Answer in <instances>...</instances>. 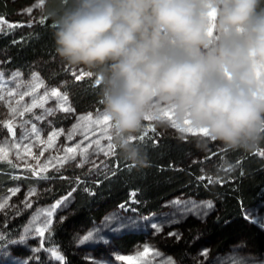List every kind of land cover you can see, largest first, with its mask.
<instances>
[{
	"label": "clouds",
	"instance_id": "9594fccd",
	"mask_svg": "<svg viewBox=\"0 0 264 264\" xmlns=\"http://www.w3.org/2000/svg\"><path fill=\"white\" fill-rule=\"evenodd\" d=\"M48 15L56 54L100 79L125 160L147 166L132 138L148 114L206 129L193 138L201 151L209 140L228 150L264 141V0H60Z\"/></svg>",
	"mask_w": 264,
	"mask_h": 264
},
{
	"label": "rangeland",
	"instance_id": "374dc122",
	"mask_svg": "<svg viewBox=\"0 0 264 264\" xmlns=\"http://www.w3.org/2000/svg\"><path fill=\"white\" fill-rule=\"evenodd\" d=\"M43 4L44 0L42 3L41 0H30L18 5L15 16L25 20L26 25L30 24ZM29 8L31 13L27 11ZM9 24L3 19L0 33ZM68 70L79 78L94 76V72L83 66H71ZM16 73L19 76H15ZM66 82L64 79L48 80L39 67H33L30 72L8 68L0 58V148L3 149L0 161L14 168L10 183L0 187V216L8 213H12L11 218L21 214L26 216L19 234L0 246V264H68L58 247L45 245L46 234L67 215L73 202V192L82 182V176L92 181L115 170L111 164L116 146L112 121L103 122V107L83 112L75 109L71 97L64 90ZM53 89L59 91V98L52 95ZM65 107L71 111H64ZM168 113L170 122L166 126L158 124L154 114H148L144 124L180 137L203 135L197 129L176 124ZM33 125L38 133L31 131ZM22 135L26 137L23 140ZM68 148L73 151L68 152ZM261 153H264V147ZM62 181L73 184L60 197L45 201V194L51 193L48 187L53 188ZM58 201L61 203L57 204ZM209 203L211 208L207 207ZM130 204L113 207L89 228L75 230L74 254L83 261L82 264H166L169 260L172 264H264V257L251 252L248 245L239 239L222 250H216L215 241L204 239L193 250V263L180 261L161 246L164 239L174 237L169 233H176L179 238L183 236L180 227L188 220L202 223L211 217L216 206L209 199L199 200L180 194L163 201L158 211L144 213L137 212ZM253 218L260 223L251 222ZM243 219L264 232L261 226L264 224V201L247 208ZM153 224L159 231L153 230ZM40 230H43L42 236ZM89 232L93 233L92 238L81 243ZM127 234L141 238L124 252L115 240ZM21 237L24 238L22 242L11 243L12 240L20 241ZM145 248L149 251L145 252ZM205 252L207 254L203 255Z\"/></svg>",
	"mask_w": 264,
	"mask_h": 264
},
{
	"label": "trees",
	"instance_id": "16d2710c",
	"mask_svg": "<svg viewBox=\"0 0 264 264\" xmlns=\"http://www.w3.org/2000/svg\"><path fill=\"white\" fill-rule=\"evenodd\" d=\"M30 0H0V18L9 25L0 33V58L8 68L30 72L39 67L50 81L67 80L64 90L71 97L75 109L80 112L102 108L101 82L98 77L77 78L70 74L69 66L55 52L53 18L48 12L58 8L60 0H44L42 9L32 23L18 19V5ZM47 10V11H46ZM43 19V23L40 21ZM196 136L180 137L165 134L155 127L144 124L133 138L146 158L147 166L125 160L117 146L111 157L114 171L107 176L82 182L73 192V202L63 221L47 234L45 245L56 246L64 254L68 264H82L73 248L75 230H83L99 221L103 213L123 203H129L139 213L158 211L166 199L186 195L214 201L215 213L205 222L193 219L181 227L183 236L167 238L161 246L182 262L193 263L191 256L197 245L205 240L216 242V250H222L243 240L250 251L264 257V232L243 219V209L264 201V159L261 148L264 141L251 150H228L219 141H209L203 151L194 146ZM142 138V139H141ZM227 159L235 167L230 172L218 170V164ZM14 168L0 161V187L9 184ZM205 177V179H200ZM73 183L62 181L48 187L45 201L56 199L69 190ZM133 199V201H131ZM0 216V246L19 234L26 216L11 218ZM2 223V224H1ZM136 234H127L115 240L124 252L140 240Z\"/></svg>",
	"mask_w": 264,
	"mask_h": 264
},
{
	"label": "snow or ice",
	"instance_id": "6c2138e0",
	"mask_svg": "<svg viewBox=\"0 0 264 264\" xmlns=\"http://www.w3.org/2000/svg\"><path fill=\"white\" fill-rule=\"evenodd\" d=\"M42 2H43V0H41V3H42ZM27 11H28L29 13H31L32 9L29 8ZM209 15L214 19V18H215V11L213 10ZM2 22H3V18H0V23H2ZM40 22L43 23V22H44L43 19H42ZM18 26H20V25H9V27H18ZM209 35H212V31H211V29H210ZM14 75H15V76H19V73H16V74H14ZM34 75H35V74H34ZM77 78H79V77H77ZM97 82L99 83V81H97ZM52 95L55 96V97H58V98L60 97V93H59V91L56 90V89H53V91H52ZM63 99L66 101V97H63ZM63 110H64V111H71V109L68 108V107L63 108ZM49 111H51V110H49ZM164 115L168 116V115H170V114H169L168 112H166V113H164ZM37 119H41V117H37ZM81 119H83V117H82ZM102 120H103V122H109L111 119H110V117L105 113V114H103ZM188 123H189L188 121H185V124H188ZM108 126L111 127V125H108ZM75 127H76V126H74V128H75ZM189 129H192V128H189ZM9 131H12L11 127H9ZM31 131H32L33 133H38V130L35 128L34 125L32 126ZM198 132H199V133H202V134H204V135L207 134V130H206V129H199ZM25 138H26L25 136H23V135L21 136V140H23V139H25ZM51 138H52V136L50 135V136H49V139H51ZM69 139H71V133H69ZM132 139H135V138H132ZM141 139H142V138H141ZM111 147H112V145L109 144V145H108V148L111 149ZM67 151H68V152H72L73 149H72V148H68ZM0 152H3V149H2V148H0ZM260 154H261V155H264V153H260ZM200 179L203 180V179H205V177H201ZM60 203H61L60 201L57 202V204H60ZM207 207H208V208H211L212 205L209 203V204L207 205ZM50 214H51V213H49V215H50ZM245 218L247 219L248 217L246 216ZM46 222H47V218H46ZM251 222H253V223H260V221H259L258 219H256V218H253ZM121 226L123 227V226H125V225H121ZM261 226L264 227V224H261ZM152 228H153V230H155V231H159L158 226L155 225V224L152 225ZM39 234L42 236V235H43V230H40ZM169 235H170V236H174V237H176V238H179L178 234H176V233H169ZM92 236H93V233H92V232H89L87 235H85V236L82 238V240H81L80 242L83 243V242H85V241H88L89 239L92 238ZM2 239H3V237L0 236V240H2ZM23 239H24V238L21 237V240H20V241L12 240L11 243L15 244V243H18V242H22ZM147 251H149V249L145 248V252H147ZM206 254H207L206 252L203 253V255H206ZM61 259H62V258H61ZM119 259L124 260V259H128V258H126V257H119ZM166 264H172V262L169 260V261L166 262Z\"/></svg>",
	"mask_w": 264,
	"mask_h": 264
},
{
	"label": "flooded vegetation",
	"instance_id": "af4514ba",
	"mask_svg": "<svg viewBox=\"0 0 264 264\" xmlns=\"http://www.w3.org/2000/svg\"><path fill=\"white\" fill-rule=\"evenodd\" d=\"M263 159H264V157H263ZM197 199H198V198H197ZM199 200H201V199H199ZM212 202H214V201H212ZM252 206H254V205H250V206L244 208V209H243V213H244V211H245L247 208L252 207Z\"/></svg>",
	"mask_w": 264,
	"mask_h": 264
}]
</instances>
